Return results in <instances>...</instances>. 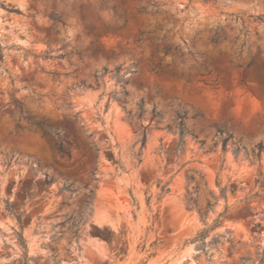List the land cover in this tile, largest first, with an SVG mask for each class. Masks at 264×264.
Instances as JSON below:
<instances>
[{"label":"rangeland","instance_id":"1","mask_svg":"<svg viewBox=\"0 0 264 264\" xmlns=\"http://www.w3.org/2000/svg\"><path fill=\"white\" fill-rule=\"evenodd\" d=\"M263 67L264 0H0V264H264Z\"/></svg>","mask_w":264,"mask_h":264},{"label":"trees","instance_id":"2","mask_svg":"<svg viewBox=\"0 0 264 264\" xmlns=\"http://www.w3.org/2000/svg\"><path fill=\"white\" fill-rule=\"evenodd\" d=\"M143 10H144V8H140L139 12H142ZM51 19L54 22L58 21V22H61L63 24V22L61 21L60 17L57 16V15H53L51 17ZM91 29L93 30V27ZM140 34H143V33H140ZM139 40H141V38ZM164 51L165 52L169 51V48L168 47H164ZM65 55H66V53H62V54H58L57 57H63ZM45 57H48V56H45ZM263 69H264V67H263ZM105 71H106V69H104L103 73ZM159 72L160 71H157V73H159ZM103 73L101 75H103ZM114 76L116 77V79L118 81L123 82V83L126 82V80L123 79L124 76L119 74V68L115 69ZM125 94H126V91H122V95H125ZM117 101L118 102H122L123 101V97L122 96L121 97H117ZM184 118H185V114L184 113H178L177 114V119H178V121H177V129H178V134H179V143H178V148H177L178 150H182V146H183V143H184L183 137H184V135L186 133H189V130L186 128V126L184 124ZM37 125L40 126L41 128H43L44 133H54L56 136H58L57 133L55 131H53V129L50 126L44 125L41 122H37ZM218 133L221 136L220 143H221V149L223 151H225L227 149V146H228L229 142L231 141L230 144L234 147L233 151L235 153L239 152L240 146L232 140L231 134L224 133V131L222 129L218 130ZM145 140H146V134H145V131L143 130L142 131V137H141V140H140L141 141V147L144 146ZM200 143H201V145H203L204 141H201ZM214 145L215 144H213V146ZM54 146H55V149L60 153L61 156L70 157V155H71L70 152L63 150V140L61 138L58 137V141H57L56 144H54ZM213 146H211L210 148H213ZM262 149H263V146L261 144H258L257 145V152H256L255 155H259V153L262 151ZM93 174H94V172H93ZM93 179L96 180L95 177H93ZM168 191H169V189L165 185L160 187V192L161 193H165V192H168ZM220 194L222 196H224V189L220 190ZM186 205L187 206H196V202H195V200L193 198L190 197V198H188L186 200ZM211 205L212 204L209 201H207L206 205H205V208L209 209L211 207ZM8 208L10 210H12V205L9 204Z\"/></svg>","mask_w":264,"mask_h":264}]
</instances>
